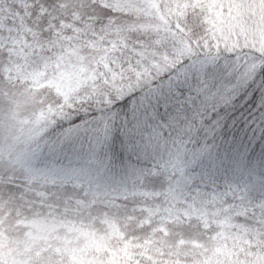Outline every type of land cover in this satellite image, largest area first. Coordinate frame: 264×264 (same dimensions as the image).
<instances>
[{"label": "snow or ice", "instance_id": "1", "mask_svg": "<svg viewBox=\"0 0 264 264\" xmlns=\"http://www.w3.org/2000/svg\"><path fill=\"white\" fill-rule=\"evenodd\" d=\"M0 264H264V0H0Z\"/></svg>", "mask_w": 264, "mask_h": 264}]
</instances>
